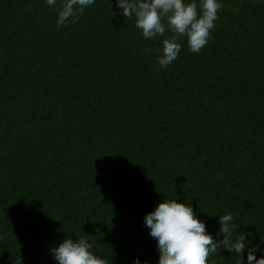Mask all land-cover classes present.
Returning <instances> with one entry per match:
<instances>
[{
    "label": "trees",
    "instance_id": "obj_1",
    "mask_svg": "<svg viewBox=\"0 0 264 264\" xmlns=\"http://www.w3.org/2000/svg\"><path fill=\"white\" fill-rule=\"evenodd\" d=\"M221 4L206 45L161 68L162 38L115 0L59 27L44 0H0V264H56L79 236L107 264H156L143 216L176 196L213 234L230 212L264 240V0Z\"/></svg>",
    "mask_w": 264,
    "mask_h": 264
},
{
    "label": "clouds",
    "instance_id": "obj_2",
    "mask_svg": "<svg viewBox=\"0 0 264 264\" xmlns=\"http://www.w3.org/2000/svg\"><path fill=\"white\" fill-rule=\"evenodd\" d=\"M44 2L55 9V24L59 27L75 23L95 0ZM115 7L123 17H134V26L143 39L162 38L156 62L165 68L180 54L181 40H185L188 51L193 53L206 45L222 4L221 0H115ZM143 223L155 240L156 264H211L209 256L217 249L238 254L241 264H264V247L260 246L264 240L252 244L246 232L235 235L237 226L230 212L218 216V230L213 234L208 231L205 219L193 211V206L176 196L157 201L144 214ZM92 248L86 236L64 237L49 252L56 264H107ZM132 264H149V261L136 256Z\"/></svg>",
    "mask_w": 264,
    "mask_h": 264
}]
</instances>
